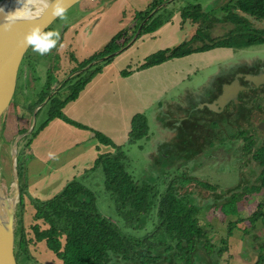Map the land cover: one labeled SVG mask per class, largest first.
Listing matches in <instances>:
<instances>
[{"label": "trees", "instance_id": "1", "mask_svg": "<svg viewBox=\"0 0 264 264\" xmlns=\"http://www.w3.org/2000/svg\"><path fill=\"white\" fill-rule=\"evenodd\" d=\"M165 1L167 0H151L145 10L138 12L133 20H143ZM199 8L198 4L183 7L182 12L179 13L180 19L196 23L200 19L199 16H202L199 15ZM161 9H164V6L149 16L147 21L156 18L157 12ZM219 11L222 13L221 20L229 25L237 22L238 13L256 21H264V0H227L220 6ZM166 21L163 20L162 23ZM255 31V29L248 31L253 33L254 37L251 36V39L247 40H244L243 34L241 36L230 34L224 40L209 39L210 45H204L200 49H187V45L181 42L170 50L159 51L149 56L141 67L159 65L194 50L203 52L214 47L264 46V32ZM246 33L245 35L250 37V33ZM238 37L241 40L236 44L234 42ZM129 38L130 36L125 33L118 32L103 46L102 52L87 63L108 56L105 60L69 78L49 97L44 122L34 132L31 131L21 138L24 139L21 144L22 156L31 140L49 121L63 118L60 113L63 104L75 99L84 85L113 59L112 53L120 50ZM198 39V31H196L189 39V43ZM87 63L67 71L64 77L82 69ZM47 75L44 88L40 90L39 101L26 108L29 113L53 92L62 80L55 87H51L52 76ZM57 102H60V105H56ZM41 109L42 107L37 110L35 116ZM29 120L28 117L27 123ZM26 129L18 132L17 135L24 133ZM145 134L144 118L141 115L134 116L126 144L132 145L138 142ZM242 138L237 149L240 151L242 163L237 170L240 174H247L241 175L240 179L244 180L243 176H246L247 182L237 183L229 191H223L219 186L189 175L186 169L163 172L161 175L163 182L160 183L155 180L153 183V178L150 176L146 181L138 182L127 170L128 160L124 148L111 146L113 152L99 155L93 168H100L103 194L113 208L114 218L103 215L97 209L98 201L96 202L95 195L75 180L66 184L48 200L27 198L22 180L23 164L18 161L17 150L15 170L18 197L15 208H19L20 213L15 223L14 209L12 229L15 263L17 264V260L21 259L23 262L36 264L29 249L34 243L43 241L46 249L60 261V264H225L224 258L228 251L227 239L231 237L234 227L241 220L236 217L235 221L228 222L225 237L220 238L218 245L214 246L198 224L197 215L204 207L215 205L217 200L225 201L219 206L220 211L225 212L234 208L244 195L256 194L259 195L260 202L248 218V224L249 228L254 229L258 222L264 228V138L260 143L249 136ZM197 190L211 193L218 190L221 197L213 202L208 199L200 200ZM25 198L34 210L28 225L23 224L21 213L25 207Z\"/></svg>", "mask_w": 264, "mask_h": 264}, {"label": "rangeland", "instance_id": "2", "mask_svg": "<svg viewBox=\"0 0 264 264\" xmlns=\"http://www.w3.org/2000/svg\"><path fill=\"white\" fill-rule=\"evenodd\" d=\"M150 1L151 0L79 1L68 9V19L66 21L55 19L46 29V31L56 30L61 34L60 42L57 47L51 51V53L41 56L35 53L31 47H28L18 69V82L16 84L14 96L4 118L0 122V184L4 193L7 194L8 197H11L14 193V183L10 177L9 168V146L14 141L18 132L25 130L27 127L29 128L32 112L29 113L26 108L39 101L38 98L40 96V90L44 88V84L48 76L47 74H51L54 78V83H57L59 80L63 79L67 71H70L78 66H82L87 63L88 60L96 58L102 52L103 46L112 37H114L118 32H122L123 34L126 31H129L128 24L139 21L137 19L133 21V19H135V16L138 15V12L145 10ZM132 2L135 3L133 4ZM226 2L227 0H172L169 4H165L164 9L157 12L155 16L156 19H158L160 23H162L163 20H169L171 21L173 27L177 26L179 23V28H176L174 33L165 37V39L160 38V40L157 39L154 41L153 44L151 43L149 46L146 45V48L141 47L143 49L134 54V59L136 61H140L145 56L154 52L157 53L167 49L170 50L176 47V43H185L187 45V49H200L204 45H210V38L217 37L216 39L221 38V40H224L227 39L230 34H238L239 36L243 34L244 40H247L251 39V36L254 37L253 33L248 32L250 29L252 31L255 29L256 33L264 32V21H256L250 17L242 15L241 13H238V20L233 25L223 23V20H220L222 13L219 11V8ZM195 4H198L200 7L198 9L199 15L206 16H199L200 19L196 23H192L189 20H186L185 22L180 20L179 13L182 12L183 7ZM17 7H19V5H17L16 0H0V8H3L5 13L15 10ZM175 13H178L177 17H174ZM157 30L159 29L157 28ZM172 30H174V28H172ZM179 31H181V33H179ZM195 31H198L199 39L191 43H189V40L185 41L184 38L187 36L189 37L190 34ZM245 33H250V37L246 36ZM225 36L226 38H224ZM239 40L241 39L238 37L234 43H239ZM60 45H63V47ZM167 46L172 48H168ZM185 48L186 47H184V49ZM240 48L242 49L234 50L235 52L231 59H228L220 64L221 70L217 76L222 77L226 83H233L235 87H244L243 92H245V94L249 88H252L253 85H260V88L264 89V46L251 45ZM100 59H103V57ZM257 60L260 61L258 66ZM93 61H98V59ZM93 61L87 63L83 68L86 70L89 67H92ZM48 70H50V72ZM59 71L60 75H58ZM209 73H212V75L216 73L213 66L204 71H199L197 76L193 78V89H196L200 85L203 86L201 89L202 92H200V94L202 93L201 97H204L203 94L205 91L211 90L213 85L216 86L218 84V80L216 81L214 76H208ZM25 84H27V88L23 87ZM184 85L187 86L186 83H184ZM51 87H53L52 84ZM21 88H23V91H21ZM243 92H238L236 96L232 95L227 98V100L224 99L226 100L224 107V100L223 102L221 101L222 103H219L222 98L221 93L218 98L219 102H216L215 106L216 108L220 107L226 114V117L223 116V114L218 116L217 113L219 112L216 108H207V110L210 109L209 111L211 113H214L213 115L218 117H214L213 122L208 123L210 129L205 133L207 136L206 138H203L202 143L205 144V149H207L211 143L220 140L218 142L221 146L219 151L221 153H228L225 154V160L220 165L223 169L220 171L218 170L217 172L215 169L216 166H214L212 167V170H204L202 174L203 177H201V174L198 175V173L193 174V176L199 180L206 181L216 186L221 185L222 187H219L222 188L223 191H229L233 188V186L230 185L227 187L230 180L233 182V178L236 179L235 183L247 182L246 176H243L244 180L239 179L241 175L247 174H240L237 170L240 167V163H242L241 154L239 150H237L238 147H240V140L243 139L242 137L247 135L257 136V142L259 141V143L264 138V125H262L264 124V91L262 92L263 98L259 96L261 101L258 102L260 99H257V102L254 100L251 104H248V98L245 99L243 97L245 96L244 94L242 96V103L240 102L239 105H237L242 107V116L241 112L236 117H232L230 114L233 111V106L235 104L229 100L236 99L238 101L240 94L242 95ZM47 104L48 103L45 102L40 112L35 116L34 127L32 129L33 132L44 122V110L47 107ZM249 108L254 112L251 113ZM28 117L30 120L27 123ZM149 117L148 115L146 116L148 119V122L146 121V123L148 124L149 130L151 131L152 129L151 132L153 133V140H151L153 142L154 138L158 136V133L161 130L156 131V125L153 123L151 124ZM203 126L206 128L207 124L203 123ZM218 130L220 131V135L219 138L215 139V132ZM162 132L165 131L163 130ZM151 140L146 142V144L144 142L142 144L137 143L136 145L128 146L125 152L128 160L127 170L138 182L144 180L146 181L148 176L153 178H151L153 183H155V181H158L159 183L163 182L161 177L163 171L164 173L168 172L176 166V164L170 162L173 161L170 157L163 164L160 162L162 159L159 158V155H150L151 149L154 148V145L150 143ZM23 142L24 139H21L17 146L18 161L20 162H22L23 159V156L21 155V144H23ZM228 142H230V144H228ZM200 144L201 140L196 141L194 143L195 149H197ZM137 146H140L141 148ZM212 147L213 145L210 146V148ZM214 157L216 158L217 156ZM155 162H160L161 165H156ZM54 164L58 163L56 162ZM166 167H169V170L165 171ZM205 173L207 174L204 177ZM229 173L234 174L232 176L229 175ZM45 176L47 177V174ZM33 177V180H39L37 177ZM55 177H57V172H53L51 178L48 176L47 179ZM60 179L61 178L59 177V180H57L58 184L62 181V179ZM46 181V179L42 181L43 184H50ZM43 184L39 185V187L30 194L32 198L42 200L49 197L51 193V195L54 194L55 188H51V192L49 191L50 188L44 186L41 187ZM193 188L197 189L196 187ZM91 191L97 198V209L103 215L109 218H114L115 213L113 208L110 206L109 202H107V198L103 194V183L98 187L92 186ZM197 192L200 196L198 199L200 200L208 199L210 202H213L216 198L220 199L221 197V195L218 194L220 192L218 190L214 191V193L202 190H197ZM223 202L225 201L221 199L217 200L215 205L204 207L197 215L198 224L208 235V240L212 242L214 246H217L219 242L218 240L225 237L227 223L235 221L237 217L241 220V222L234 227L231 237L227 239L228 251L224 258L226 261L225 264H253V262L258 259V255L261 256L260 260H264V228H262L258 222L256 223V228L254 229H251V227L249 228L248 224V218H250L256 205L260 202L259 195H244L235 204L234 208L221 212L219 206ZM19 213V208H15V223V220L19 217ZM28 223L29 220L26 224ZM14 229L16 234V226ZM258 245L263 248V250L260 249V252L257 251L259 249V247H257ZM34 260L36 264H44L35 256ZM17 264H29V262H23L21 259H18ZM30 264L35 263L31 262Z\"/></svg>", "mask_w": 264, "mask_h": 264}, {"label": "crops", "instance_id": "3", "mask_svg": "<svg viewBox=\"0 0 264 264\" xmlns=\"http://www.w3.org/2000/svg\"><path fill=\"white\" fill-rule=\"evenodd\" d=\"M132 3L134 4L135 2ZM174 15V17H177L178 13ZM149 16H146L141 21L128 24L129 31L125 32V35L130 36L128 42L120 50L112 53L114 55L113 59L106 63L101 71L84 85L75 99L63 104L60 110L63 118H54L49 121L31 140L28 149L24 150L22 180L25 185L27 198L36 200L30 194L39 185L43 184L42 181L45 179L50 184H43L41 187L50 188L49 191H51V188H55V192L53 191L55 195L72 180L77 181L89 191H91L92 186H100L103 183V179L100 168H93L95 160L99 155L112 153L113 149L111 146H122L125 151L128 146H131L127 145L126 142L132 118L136 115H141L143 118L144 116L146 118L147 115L148 117L150 116V122L156 125V131H161L154 138L155 142H152V129L151 131L149 130L146 123L148 119L144 118L146 134L132 145L144 142L146 144L152 139L150 143L154 145V148L151 149L150 155H159V158L162 159L160 162L163 164L170 157L173 160L170 162L176 164L171 170L186 169L188 174L193 176L195 173L202 175L204 170H212L214 166H216L217 172L223 169L220 165L225 160V154L228 153L219 151L221 146L218 142L220 140L211 143L208 148L206 147L207 149H205V144L202 141L207 136L205 133L210 129L208 123H212L214 117L222 115L223 110L215 106L216 102H219L218 98L222 93V89L228 84L235 87L233 83H226L222 77L217 76L221 70L220 64L231 59L234 55V50L242 48L214 47L203 52L194 50L182 57L143 68L141 66L146 59L156 52L145 56L140 61L134 59V54L143 49L141 47L149 46L157 39H165V37L172 35L176 28H179V23L173 27L171 21H166L164 24L160 23L156 18L147 21ZM195 32H192L189 37H183L185 41L189 40ZM216 38H210V40ZM177 45L179 44L176 43ZM107 57L99 58L96 63L105 60ZM259 62L257 60V66ZM211 66L216 70V73L213 75L209 73L208 76H214V79L218 80V84L216 86L213 85L211 90L205 91L204 97H201L202 93L200 94V92H202L203 86L200 85L193 89L192 85L194 83L192 81L199 71H204ZM58 75H60V71ZM66 77L57 85L60 80L54 83L52 76L50 84L54 87L57 85L53 92L60 88ZM23 87L27 88V84ZM21 91H23V88H21ZM238 91L239 89L235 87V91H231L227 97L236 96ZM221 97L219 103H222L224 99L227 100V97H223V95ZM44 100L41 103L45 102ZM226 100L223 102V107ZM229 101L235 104L230 114L232 117L238 116L242 111L241 106H237L240 102L236 99ZM56 105H60V102H57ZM208 107L218 109V116L213 115L214 113H211L210 109L207 110ZM203 123H206L208 128H205ZM163 130L165 132H162ZM219 135L220 131L218 130L215 132V139L219 138ZM198 140H201V144L195 149L194 143ZM212 145L213 147L210 148ZM137 147L141 148L140 146ZM49 152L56 153L59 159L56 161L48 159L47 154ZM214 156L217 157L215 158ZM56 162L58 164H54ZM160 162L155 163L156 165H161ZM166 170H169V167H166ZM53 172H57V177L52 178L53 181L52 179H47L48 176L51 178ZM46 174L47 177L45 176ZM206 174H204V177ZM233 174L229 173L232 176ZM33 176L39 180H33ZM59 177L62 181L58 184L57 180H59ZM239 179H241V176ZM235 181V178H233V182L230 180L227 187L229 185L235 186L237 184ZM219 186L222 187L221 185ZM51 194L49 197L39 201L50 199L54 195ZM27 198L24 199L25 207L21 212L24 225L30 223V218L34 213V210L28 204ZM28 220L29 223L26 224ZM260 247L257 250L259 252L260 249L263 250ZM29 252L31 256L39 258L44 264H60V261L46 249L43 241L34 243L30 247ZM260 259L261 256L258 255V259L253 264H264V260Z\"/></svg>", "mask_w": 264, "mask_h": 264}, {"label": "water", "instance_id": "4", "mask_svg": "<svg viewBox=\"0 0 264 264\" xmlns=\"http://www.w3.org/2000/svg\"><path fill=\"white\" fill-rule=\"evenodd\" d=\"M82 0H68V9L74 4ZM168 0L154 8L149 15L153 14L160 7L164 6ZM55 19L48 15L47 12L38 21L41 25L45 26V30L50 26V24ZM29 24L28 22H18L11 31H4L0 29V122L4 118L11 100L14 96L16 90V84L18 82V69L20 62L28 48H25L21 44V38L23 33L27 30ZM97 61H93L95 64ZM91 64V65H92ZM90 66V65H89ZM85 68L74 71L69 74L61 83V85L69 78L80 73ZM236 89L241 90V87H236ZM231 91H235V87L232 85H227L222 89L223 97H227ZM54 92L44 100L45 102ZM41 103L36 106L32 111V118L29 128L23 134H18L12 144L9 146V162H10V177L14 183V193L11 197H7L3 191L0 184V264H16L13 256V214L15 209V204L18 197V180L15 170V158L17 152L18 141L28 135L33 128L34 118L36 111L45 103Z\"/></svg>", "mask_w": 264, "mask_h": 264}, {"label": "clouds", "instance_id": "5", "mask_svg": "<svg viewBox=\"0 0 264 264\" xmlns=\"http://www.w3.org/2000/svg\"><path fill=\"white\" fill-rule=\"evenodd\" d=\"M16 3L19 7L11 12L5 13L0 8V29L11 31L18 22H28L29 26L22 35L21 44L25 48L31 47L41 56L51 53L60 42L61 34L56 30L46 31L45 26L38 21L45 12L54 19L66 21L68 0H16ZM47 156L53 161L59 159L54 152H49Z\"/></svg>", "mask_w": 264, "mask_h": 264}, {"label": "flooded vegetation", "instance_id": "6", "mask_svg": "<svg viewBox=\"0 0 264 264\" xmlns=\"http://www.w3.org/2000/svg\"><path fill=\"white\" fill-rule=\"evenodd\" d=\"M21 63V62H20ZM20 66V65H19ZM261 86L260 85H253L252 86V88H249V90L246 92V94H245V92H243V90H244V87H241L242 89L241 90H239L238 92H243L242 93V95L240 94V98L238 99V101L239 102H241L242 103V98L244 97L245 99H247L248 98V104H251V102H254V100H256V102H257V99H260V100H258V102H260L261 101V98H263V96H262V92L264 91V89H262V88H260ZM246 91V90H245ZM245 94V96H243ZM243 96V97H242ZM261 98H260V97ZM228 98V97H227ZM250 106V105H249ZM241 109H242V107H241ZM250 109V108H249ZM251 110V113H253L254 111L252 110V109H250ZM221 114H223V116H225L226 117V114L224 113V112H222ZM228 116V115H227ZM261 122V121H260ZM262 125H264V124H262ZM247 136H249V137H251L252 138V140L253 139H255L256 141H257V136H251V135H247ZM259 142V141H258ZM227 144V143H226ZM228 144H230V142H228ZM240 152V151H239Z\"/></svg>", "mask_w": 264, "mask_h": 264}]
</instances>
